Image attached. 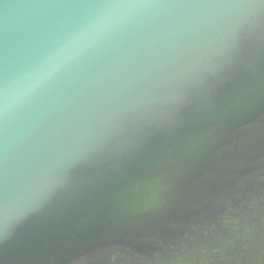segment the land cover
I'll list each match as a JSON object with an SVG mask.
<instances>
[{
	"label": "water",
	"instance_id": "water-1",
	"mask_svg": "<svg viewBox=\"0 0 264 264\" xmlns=\"http://www.w3.org/2000/svg\"><path fill=\"white\" fill-rule=\"evenodd\" d=\"M264 187V0H0V264H153Z\"/></svg>",
	"mask_w": 264,
	"mask_h": 264
},
{
	"label": "trees",
	"instance_id": "trees-1",
	"mask_svg": "<svg viewBox=\"0 0 264 264\" xmlns=\"http://www.w3.org/2000/svg\"><path fill=\"white\" fill-rule=\"evenodd\" d=\"M260 191L167 242L153 264H264V187Z\"/></svg>",
	"mask_w": 264,
	"mask_h": 264
}]
</instances>
